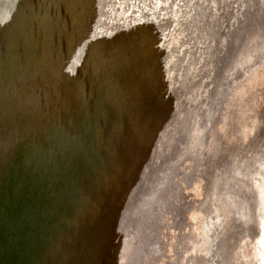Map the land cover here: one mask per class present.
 Listing matches in <instances>:
<instances>
[{
  "label": "bare ground",
  "instance_id": "6f19581e",
  "mask_svg": "<svg viewBox=\"0 0 264 264\" xmlns=\"http://www.w3.org/2000/svg\"><path fill=\"white\" fill-rule=\"evenodd\" d=\"M154 1L131 0L133 6L125 14L117 31L112 26L113 19L117 16L116 9L108 10L107 6L104 7L106 0H0V264H97L106 241L111 239L112 246H117L122 236V222L133 213L134 204L147 194L148 184L154 180V175L159 173L156 184L159 186L167 169L172 171L180 161L177 150L185 145L182 137L187 121L195 124L193 117H196L198 108L197 97L213 96L219 89L212 86L206 91L208 86H196V80H192L194 83L189 86L190 91L181 88L174 72L176 68H180L181 73L184 65L176 60L179 56L176 57L177 53L172 48L162 58V55L147 58L145 64H138L134 59L127 71H121L129 56L133 57L135 54L133 48L138 44L137 33H148L150 27H156L159 23L155 21L160 20L157 9L148 7ZM231 2L232 0H218L219 10L209 14L206 4L202 7L196 4L191 14L184 16L183 31H192L195 26L204 24L208 19L211 26L206 27V33H215V39L226 26L224 19L232 11ZM138 3L140 10L129 18L131 10L135 7L137 9ZM105 11L111 16V21H102L104 26H108L107 29L104 28L108 37L117 31L119 47L120 36L127 35V39L131 41L128 45L129 52H117L123 64L114 76L108 71L109 66L102 70V65L105 62L107 65L111 64L115 45H110V42L103 45L94 34L100 21L94 14L104 16ZM147 13L148 22L145 23L142 15L147 16ZM163 24L167 25L168 22ZM247 27L246 18L237 17L235 27L230 32L233 34L232 38L220 43L218 50L215 49L217 59L216 71L213 72L214 82L221 81L224 77L221 72L225 67L223 61L225 57H231L228 49L237 50L242 44L246 47L244 38L247 32L244 31ZM182 36L186 38V35ZM202 36L201 34L200 37ZM204 38L205 36L199 41L203 42L206 40ZM183 42L182 39L179 43V46L183 45L181 48L189 47V43ZM258 44L259 42L255 48L250 45V48L253 47L254 52L259 50ZM95 46L97 58H93L92 53H87L89 48ZM97 50L101 52L98 54ZM221 50H224L222 56ZM154 60L153 79L156 84L147 85L140 74ZM162 63L165 68L161 69ZM84 73L88 76L85 77ZM112 77L117 83L114 91L105 88L106 79ZM258 80L261 81L260 78ZM87 84L89 88L86 87ZM251 84L247 85L248 89ZM105 89L108 90L106 95L111 98L104 105L106 108L102 106L100 95ZM187 100L188 103L184 104ZM208 100L211 102L210 97ZM111 103L114 112L109 108ZM207 105L206 103V108ZM237 109L239 110V106ZM123 114L125 116L121 120ZM115 128L120 135L124 134L117 148L113 145L117 138H109ZM102 143H106L105 151L110 155L100 150ZM159 159L164 160L166 165H160ZM81 176H85L84 181H81ZM176 202L174 204L177 205ZM176 205L174 207L177 210L179 206ZM190 221L187 220V224ZM217 221L212 225L209 237L208 263L211 264L220 263L219 244L223 229H218ZM260 225V242L252 264H264V223ZM150 240L151 238L148 242ZM221 257L223 259V255Z\"/></svg>",
  "mask_w": 264,
  "mask_h": 264
},
{
  "label": "rangeland",
  "instance_id": "374dc122",
  "mask_svg": "<svg viewBox=\"0 0 264 264\" xmlns=\"http://www.w3.org/2000/svg\"><path fill=\"white\" fill-rule=\"evenodd\" d=\"M128 1H130V3H126ZM136 1L138 2V0ZM196 4L199 7L206 4V8L208 10L207 14L219 10L218 0H155L152 5H149V8L154 7L157 9V14L160 16V20L155 19V21H158L159 23H157L156 27H150L147 31L148 33L143 34L142 31H140V34L137 33L136 38H138V44H136L133 48V52L135 54H133V57L131 55L129 56V60L124 63L123 67L121 66L123 63L120 62V57L117 52L122 51L121 54L129 52L128 45L131 44V41L127 39V35H123V37L120 36L121 44L119 47V36L117 35V31L122 24L121 21L126 17L125 14H127L133 6L131 0H106V5L104 4V7L107 6L108 10L115 8L117 13V16L113 19L112 23V26H115L113 29H116L117 31L114 32L111 37L109 36L110 39L108 37V33L104 29L108 28L107 24H105V26L102 24L103 20L105 23L109 20L111 21L110 13L105 11L103 12L104 16L100 17H98L96 13L94 14V17L98 18L97 20H100L98 22L99 24L96 25V32L94 33L96 34V39L105 46L106 42H110V45H115L116 48L114 54L112 55L113 62L112 59H110V65H107V62L103 63L102 70L108 69L109 66L110 68L108 71H110L111 75L114 76V74H117L118 71L121 70V67L122 72L127 71L132 61H135L134 59H136L138 64H145L147 62V58H157L158 55H162V58L163 55L171 51L172 48V50L177 53L176 57L179 56V59H175L179 62V64L182 62V65H184L181 67V73L180 68H176L174 72L175 77L179 80L178 83H176L181 86V88L184 87V89H188V91H190L189 86L194 83L192 80H196V86H205V88L208 86L206 91L210 90L212 86H214L215 89L216 87L219 89L217 94L213 93V96L203 95L197 97L196 105L198 108L196 109V117H193L195 118V124H191V121L189 120L187 121L188 125L186 123V129L182 137L185 145H182V149L177 150L181 159L175 165L176 169L174 166L171 171L168 166L166 173L162 175L159 181V186H156L159 180H157L159 173L154 175V180H151V183L148 184L149 191H147V194H144L145 196L140 202L134 204L133 213L122 222V236L117 246H112V242H110L111 239L106 241L101 249L102 255L100 254V260L96 261L97 264H178L179 262V264H211L208 263L210 246L209 237L211 227L217 220L218 221L216 223L218 229H223V234L219 244L221 246L220 253L223 255V259L220 254L219 264H252V262H254V253L256 252L258 242H260V223H264V0H232V11L228 17L224 19V24L226 26L223 28V32L220 33L219 36L217 35L215 39V33L212 35H208L206 33V27L211 26L208 19L204 24L195 26V29L192 31H183L184 16L186 14L190 15L193 10V6ZM122 6L123 10L121 12ZM138 6L139 3L137 4V9L135 7L133 11L131 10L130 15L128 16L129 18L134 15L133 13H137L140 10L141 6L139 8ZM232 15L233 18H231ZM142 16L145 19L144 22L147 23L148 13L147 16ZM241 16L246 18L248 26L244 31L247 32L245 33L246 36L244 38V44H246V47L242 44V46L237 50L235 48L228 49L231 57L227 56L223 61L225 67L221 72L224 73V77L221 81L217 80V82H214L213 72L216 71L215 61L217 59L215 58L214 51L215 49L218 50V45L220 43H223L228 38H232L233 34H230V32L232 31V28L235 27L236 18ZM165 21L168 22L167 25L163 24ZM214 27H216V25ZM239 27L240 25L236 26V29ZM201 34L205 36L204 39H206L203 42H201V40L199 41V39H202L203 37H200ZM182 35H186V38H183ZM182 39L185 42H183L184 44L189 43V47L181 48L183 45L179 46ZM61 41H63V38ZM257 42H259L257 48L260 49H257L254 52L252 49L253 47L250 48V45H253L255 48ZM97 46L91 49L89 48V51L87 52L89 54L92 53L93 58L98 57L95 53ZM97 52L99 54L101 50H97ZM223 52L224 50L220 51V56L224 54ZM182 58L183 61H181ZM155 61L156 60H154L152 64L145 68L143 73L140 74L147 85L156 84L153 79V67L155 66ZM160 64L158 65V68ZM163 65L165 64L162 63L161 69L165 68ZM74 70L78 72L77 69ZM258 75H260V77ZM84 76L86 77L88 74H85ZM259 78L261 81L258 80ZM115 82L114 77L106 79L105 88L107 87L108 90L114 91L117 87V83ZM254 82L257 84L255 85ZM249 83H252V87H249L250 89H248V86L250 85ZM86 87L89 88V85L87 84ZM253 87L254 89L256 88L255 91H253ZM107 89L100 94L103 104L102 106L105 108L106 106L104 105H106L111 99L106 95V93H108ZM237 89H242V91L239 90V92ZM243 89H245L246 92ZM241 92H244L245 94ZM253 92L257 93L259 96L257 94L255 95ZM240 93L243 96H240ZM208 97H210L211 102H209ZM237 97L240 100H238ZM241 99L243 104L241 103ZM253 99H256L254 102L255 104L252 102L254 101ZM231 100L234 103L231 102ZM248 100H251V102ZM187 103L188 100L187 102H184V104ZM206 103L208 104L207 108L205 107ZM240 103L244 106L243 108ZM249 103H251V105ZM238 106L239 110L237 109ZM249 106L250 108H248ZM251 106L253 107L251 108ZM203 107L206 109H203ZM109 108L111 109V112L112 109L114 112L112 103ZM236 111L239 112L237 113ZM248 113L249 115H247ZM242 114L244 116H242ZM124 116L125 114L122 115L121 120ZM196 126H199L200 128L197 129ZM116 129L117 128H115L114 132L110 133L109 137H112V139L115 137L117 138L116 140L114 139L115 141L113 140L115 148L120 145L124 137V134L121 133L122 135H120ZM250 134H252V136H250ZM244 139L245 142L243 141ZM246 141L248 142L246 143ZM105 144L106 143L101 144L100 150L106 155H110L108 151H105ZM229 146H231V148ZM160 161V165H162V163L163 165H166L164 160ZM157 163H159V161H157ZM84 178L85 176H81V181H84ZM200 183L201 185H199ZM173 191L174 193H172ZM166 198H168L170 202L172 200L174 202L172 201L170 203ZM190 199L194 201L191 202L189 201ZM162 200L165 202H162ZM175 202L177 205L174 204ZM185 202L187 203L185 204ZM204 203L207 209H209L208 211ZM175 205L179 206L177 207V210L176 207H174ZM170 206H173L174 208H171ZM202 206L203 208L205 207L204 210H202ZM154 207L158 210V212ZM169 207L170 209H168ZM180 207L183 209L185 208L184 210L187 209L188 212H190H186L187 210L183 212L184 210ZM197 208H200L201 210H198ZM173 209H175V211ZM168 212L172 214L170 215ZM167 213L172 218L169 217ZM185 215L187 217H184ZM189 217H192L191 221ZM187 220L190 221V223L188 222L189 224H187ZM186 226L188 227L186 228ZM240 229H242V231H240ZM154 230L158 231L154 232ZM233 231H236L235 234ZM240 233L243 234L240 235ZM150 238L151 240L148 242ZM190 240L195 242L192 243ZM128 243L131 245H128ZM135 246L137 247L135 248ZM164 249L165 251H163ZM122 256H125V258Z\"/></svg>",
  "mask_w": 264,
  "mask_h": 264
}]
</instances>
